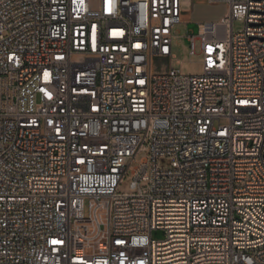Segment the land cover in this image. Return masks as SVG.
I'll return each mask as SVG.
<instances>
[{
    "label": "built area",
    "instance_id": "obj_1",
    "mask_svg": "<svg viewBox=\"0 0 264 264\" xmlns=\"http://www.w3.org/2000/svg\"><path fill=\"white\" fill-rule=\"evenodd\" d=\"M0 264H264V0H0Z\"/></svg>",
    "mask_w": 264,
    "mask_h": 264
},
{
    "label": "rangeland",
    "instance_id": "obj_2",
    "mask_svg": "<svg viewBox=\"0 0 264 264\" xmlns=\"http://www.w3.org/2000/svg\"><path fill=\"white\" fill-rule=\"evenodd\" d=\"M186 5V4H185ZM192 12V13H191ZM190 12V20L192 23L187 25L180 24L175 27L174 40H173V53L175 58L179 60V64H173V66L179 69L183 74L188 75H199L202 72V61L201 53L199 50V41L195 40L196 50L194 54H189V42L187 37L189 34L197 35V25L195 22H204V21H215L216 17L223 16L226 12V6L223 3L210 4H200L193 3ZM243 21H235L233 23V30L235 32L243 29ZM145 156L144 153L137 156L136 161L137 165L141 159ZM160 167H167L169 165V159H162L158 162ZM134 165V166H135ZM132 167L129 168L127 175L125 176L123 182L118 188L120 193L131 192L129 188V183L131 182L130 171ZM152 237L155 239H162L163 234L161 231H154Z\"/></svg>",
    "mask_w": 264,
    "mask_h": 264
},
{
    "label": "bare ground",
    "instance_id": "obj_3",
    "mask_svg": "<svg viewBox=\"0 0 264 264\" xmlns=\"http://www.w3.org/2000/svg\"><path fill=\"white\" fill-rule=\"evenodd\" d=\"M192 13V12H191ZM184 19H190V13L189 14H187L186 16H184Z\"/></svg>",
    "mask_w": 264,
    "mask_h": 264
},
{
    "label": "crops",
    "instance_id": "obj_4",
    "mask_svg": "<svg viewBox=\"0 0 264 264\" xmlns=\"http://www.w3.org/2000/svg\"><path fill=\"white\" fill-rule=\"evenodd\" d=\"M214 6H215V4H214ZM225 14V13H224ZM222 16H220V18H221ZM219 17H216L215 19H220Z\"/></svg>",
    "mask_w": 264,
    "mask_h": 264
}]
</instances>
